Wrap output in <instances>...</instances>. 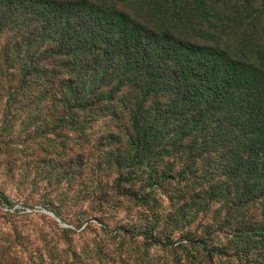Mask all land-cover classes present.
Here are the masks:
<instances>
[{"label":"trees","instance_id":"16d2710c","mask_svg":"<svg viewBox=\"0 0 264 264\" xmlns=\"http://www.w3.org/2000/svg\"><path fill=\"white\" fill-rule=\"evenodd\" d=\"M3 39L8 108L44 86L31 97L54 126L83 137L80 160L106 158L113 183L151 214L135 227L143 247L172 245L153 239V223L184 219L179 188L198 160L177 168L175 156L214 147L230 183L213 194L226 211L175 248L192 247L199 264H248L264 252V0H0ZM9 146L0 136V153Z\"/></svg>","mask_w":264,"mask_h":264},{"label":"rangeland","instance_id":"374dc122","mask_svg":"<svg viewBox=\"0 0 264 264\" xmlns=\"http://www.w3.org/2000/svg\"><path fill=\"white\" fill-rule=\"evenodd\" d=\"M11 86L0 71V136L10 145L0 153V264H199L193 256L200 253L192 247H175L179 240L199 239L216 212L226 211L223 195L213 194L220 182L230 183L216 148L192 154L183 149L175 156L177 168L191 157L198 160L179 188L187 199L178 204L185 206L184 219L154 222L153 239L168 238L173 244L145 248L135 227L151 214H142L130 200L128 184L113 183L116 176L106 167L102 146L94 150L104 158L100 165H86L78 156L83 137L67 135L65 122L54 126L46 105L33 99L44 86L37 85L32 94H24L8 108ZM101 135L98 129L91 139ZM174 187L176 180L167 189ZM167 207L165 202V212ZM243 213L252 218L258 210ZM248 264H264V252L258 251Z\"/></svg>","mask_w":264,"mask_h":264},{"label":"water","instance_id":"95a60500","mask_svg":"<svg viewBox=\"0 0 264 264\" xmlns=\"http://www.w3.org/2000/svg\"><path fill=\"white\" fill-rule=\"evenodd\" d=\"M50 214L52 215V216H54L58 221H60L61 222V219L55 214V213H53V212H50Z\"/></svg>","mask_w":264,"mask_h":264}]
</instances>
